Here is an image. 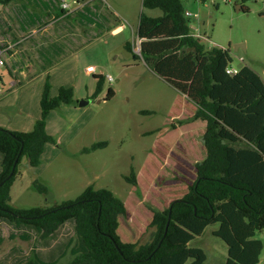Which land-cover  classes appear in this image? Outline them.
I'll use <instances>...</instances> for the list:
<instances>
[{
  "label": "trees",
  "instance_id": "trees-1",
  "mask_svg": "<svg viewBox=\"0 0 264 264\" xmlns=\"http://www.w3.org/2000/svg\"><path fill=\"white\" fill-rule=\"evenodd\" d=\"M52 1L56 10L62 0ZM142 4L146 10L162 11V15L142 13L140 55L133 52L131 43L126 49L197 106L188 121L207 123L203 136L207 156L196 164V181L168 208L150 207L153 219L149 227L154 231L151 240L141 245L121 240L118 228L120 219L126 217V207L108 189L89 186L75 200L49 208H14L11 188L23 157L31 168L41 165L46 145L57 143L46 130L48 115L75 103L73 88L61 87L51 97V87L46 84L41 118L32 131L0 127V224L9 227L10 241L33 242L30 254L13 248L0 264H63L69 256L68 264H205L206 252L190 243L213 224L219 225L214 235L228 247L224 264H259L264 250V242L258 238L264 231V81L244 64L236 75H229L231 51L205 49L192 33L182 0H143ZM94 80L97 99L105 77L94 75ZM114 96V90L109 89L106 100ZM106 146L107 142L95 143L84 152ZM126 180L138 185L134 170ZM33 184L48 196L45 185L37 180ZM4 240L0 234V244Z\"/></svg>",
  "mask_w": 264,
  "mask_h": 264
},
{
  "label": "rangeland",
  "instance_id": "rangeland-1",
  "mask_svg": "<svg viewBox=\"0 0 264 264\" xmlns=\"http://www.w3.org/2000/svg\"><path fill=\"white\" fill-rule=\"evenodd\" d=\"M66 1L71 5V9L79 5L75 4L74 0ZM109 1L127 14V24L136 25L142 13L151 17L162 15L160 10L144 9L142 0ZM182 2L185 10L192 14L187 18L193 34L200 38L206 50L214 47L229 49L233 68L238 69L240 64H244L253 70L264 71V0ZM237 6L246 11H237ZM4 8L5 4L0 3V17H4ZM195 14L197 16H194ZM9 24L10 26L0 34V41L5 48H9V54H14L22 35L19 33L16 19H9ZM130 31L113 41L116 44L115 49L110 48L106 61L103 52L83 51L77 58H63L57 61L55 67L45 69L48 71L39 67L20 75V72L9 73L7 65L0 68L3 80L0 125L4 126L0 127L12 128L22 119L39 120L40 102L46 84L51 87V97H55L61 87L73 88L75 103L62 105L47 117V133L53 136L57 143L46 145L41 165L36 168H31L28 158L23 157L15 180L17 182L11 188V205L16 209L49 208L75 200L88 186H93L94 189H108L120 198L126 207V217L120 219L118 228L121 240L141 245L151 240L154 231L149 227L153 215L150 207L158 210L168 208L169 198L165 199L164 193L160 192L166 187L171 190L170 186L174 189L177 181L182 180L178 176L181 173L174 174V171L181 168L189 179L194 181L197 174L196 164L204 160L206 151L204 134L200 130L193 137L187 138L185 134L180 137L179 134L174 141L169 139L172 131L183 124L194 122L188 121L192 116L167 121L174 102L180 96L179 93L155 76L143 60H139L138 66L123 68L122 63L134 64L133 54H129L124 45H121L123 40H128L134 45V53L140 55L139 43L135 42ZM238 44H244L245 48L236 51L235 46ZM102 63L104 65L99 66ZM90 65L97 66L96 72H103L105 76V84L98 99L94 98V75H88L87 72ZM108 76H111L113 81H108ZM109 89L114 90L115 96L111 100H104ZM81 101H89V105L81 107ZM84 127L82 134L78 135ZM100 142H107V146L84 152V149ZM146 159H156L154 172L157 178L150 183L151 189L143 194L139 184L134 186L128 183L126 177L131 176L133 170L136 176L141 170L151 172L144 163ZM143 175L149 177L142 171V177ZM36 180L49 189L48 196L41 194L34 187ZM1 228L5 240L0 244V260L13 246L18 247L24 254H30L33 242L19 239L10 241L9 227L3 225ZM218 228V224L210 225L202 236L190 243L191 247L201 248L206 252L208 260L205 264H224L227 260V245L214 235ZM258 238L264 242V231ZM71 259L69 256L62 263L68 264ZM259 264H264V250Z\"/></svg>",
  "mask_w": 264,
  "mask_h": 264
},
{
  "label": "crops",
  "instance_id": "crops-1",
  "mask_svg": "<svg viewBox=\"0 0 264 264\" xmlns=\"http://www.w3.org/2000/svg\"><path fill=\"white\" fill-rule=\"evenodd\" d=\"M54 4L55 2H53L52 0H20L5 5L6 8H4V17H0V34H2L8 28V26H10L9 19H16L19 24V33H21L22 35L20 37L21 39L18 41L19 47L16 48L14 54H7V68L9 73L20 72V75H23L26 71L29 72L32 70V68L39 67L41 69H44V71H48L45 69H47L48 67H51L50 69L55 67L57 61H60L63 58L64 60H67L69 58H77V56L81 55V52L83 51L90 53L103 52L106 61L107 55L111 51L110 48H113V50L115 49L116 44H114L113 41H116L119 36L123 35L125 32H128V30H131L130 32L135 42L137 41L139 43V46L141 44V39L138 36V28L141 16L137 19L136 25H131L130 23L127 24L126 21L129 20V17L126 16L127 14H124L118 8V6L113 5L109 0H90L87 3H79V5L75 6L74 9L70 8L68 10H65V12H63L61 6L54 10L56 8ZM9 8L10 12H8ZM186 12L189 11L185 10V16ZM150 15L153 16V14ZM33 24L35 26L30 27ZM124 42L125 41L123 40L121 42V45H124V47L126 48V44L130 42L128 40L125 43ZM21 45H23V48H21ZM132 49L134 52V45L132 46ZM128 52L129 54L131 53L130 51ZM133 60L134 64H130L129 62H126L125 64L122 63L123 68L138 66L139 60H135L134 58ZM103 65L104 64L102 63L99 66ZM144 66L147 68L145 64ZM88 67H95L97 71V66L95 65H90ZM254 71H256L264 81V71ZM92 75L104 76L103 72H96ZM158 78L163 80L159 76ZM163 81L167 83L165 80ZM167 84L170 87L174 88L169 83ZM176 91L180 96H178V99L174 102L171 109L170 118L167 121H171L175 118L181 120L187 118L188 116L191 117L197 110V106L193 102H191L178 90ZM99 97L100 96H98V98ZM104 100H106V98ZM101 101L102 100L100 99L99 102ZM37 120V118H32L27 119V121L24 120V122L22 119V121H19L15 126H12V128H9L8 126L7 127L11 131L30 132L33 130ZM206 127L207 123L205 121L198 120L189 122L178 127L177 129H175V131H172L169 139L174 141L175 139H177V136L179 134L180 137H183L182 135L184 134L187 138L190 136L193 137L199 130L203 134H205ZM84 129L85 127L79 131L78 135L82 134ZM183 150L185 149L183 148ZM205 151L207 156L206 148ZM206 156L204 157V159L206 158ZM155 160L156 159H146L144 163L147 164L148 170H150L151 172L147 170H141L139 172V175L137 176L138 184L143 191V194L149 191L148 189H151L150 183H152V181L157 178L155 177L156 173L154 172V169L156 168ZM142 171L144 174L147 173L149 177L146 178V176L144 175V177H142ZM175 172L177 174L178 172L182 174H178V176L182 178V180L177 181V185L174 186V189L172 188V186H170V184L168 186H170L171 190L166 189L168 188L166 187V190L164 189L162 192H160L164 193V196L166 197L165 199L169 198V205L174 200L183 198L187 194L189 187L197 179L196 174V178L194 179V181H191L187 173L184 172L181 168H178L177 171H174V174ZM177 194H179V196ZM125 203H127V201H125ZM164 209L165 208L160 210L162 211ZM2 226L3 225L0 224V234H2V236L4 237L1 228ZM126 243L131 242L127 241ZM13 248L18 247L13 246L11 250ZM11 250L9 252H11ZM20 252L22 251L20 250ZM8 264H12V262H8Z\"/></svg>",
  "mask_w": 264,
  "mask_h": 264
},
{
  "label": "built area",
  "instance_id": "built-area-1",
  "mask_svg": "<svg viewBox=\"0 0 264 264\" xmlns=\"http://www.w3.org/2000/svg\"><path fill=\"white\" fill-rule=\"evenodd\" d=\"M74 3L75 4H79L76 0H74ZM60 6L64 10H68V9L71 8V5L66 0H62ZM188 16H192V14L190 12H186V17H188ZM194 16H197V15L195 14ZM8 49L9 48H5L3 46V43L0 41V68L6 67V65H7L6 55L8 54ZM238 71H239V68L238 69L237 68H233L232 65H230L227 68V73L229 75H236L238 73ZM87 72L95 74L96 73V69H95V67H88L87 68ZM106 79L108 81H113V78L111 76L106 77ZM2 82H3L2 75L0 73V95L3 94Z\"/></svg>",
  "mask_w": 264,
  "mask_h": 264
},
{
  "label": "water",
  "instance_id": "water-1",
  "mask_svg": "<svg viewBox=\"0 0 264 264\" xmlns=\"http://www.w3.org/2000/svg\"><path fill=\"white\" fill-rule=\"evenodd\" d=\"M237 11H241V6H237ZM239 48H245V45L244 44H238V45L235 46L236 51H238ZM241 67H242V65L239 66V68H241ZM87 105H89V101H81L80 102V106L81 107H84V106H87Z\"/></svg>",
  "mask_w": 264,
  "mask_h": 264
}]
</instances>
